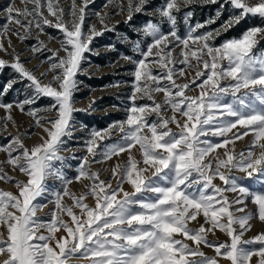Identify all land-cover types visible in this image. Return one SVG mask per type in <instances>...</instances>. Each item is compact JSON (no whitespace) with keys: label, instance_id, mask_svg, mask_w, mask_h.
Instances as JSON below:
<instances>
[{"label":"snow or ice","instance_id":"obj_1","mask_svg":"<svg viewBox=\"0 0 264 264\" xmlns=\"http://www.w3.org/2000/svg\"><path fill=\"white\" fill-rule=\"evenodd\" d=\"M21 2L23 9L14 3L5 9L7 23L0 30V51L8 53L5 40L12 48L7 35L11 32L21 42L34 38V54L51 55L43 61L49 68L39 77L25 66L14 48L8 53L13 56L11 61L0 58V73L10 67L17 74L0 96L16 83H23L28 93L14 103L0 100V109L5 110L0 135L8 132L9 122L16 126L14 108L33 118L35 127L41 129L40 142L32 147L25 145L18 128L17 134L9 132L11 139L0 146V152L7 154V160L0 161V181H14L18 190V194L0 190V227L7 232L6 236L0 232V257H4L0 264H70L73 259L88 264H219L218 257L230 264H251L253 256L258 257L257 264H264V232L244 239L253 219L264 222V26L250 27L238 37L215 43L217 37L246 18L264 21V0H223L214 17L194 26L188 23L192 12L187 11L183 20L188 27L183 35L177 19L182 7L217 4L219 0H166L155 9L159 20L147 21L142 28L151 43L142 53L145 58L134 61L136 84L126 119L88 133L87 155L80 158L75 177L84 184L80 194L69 189L73 181L65 174L67 158L61 153L72 137L74 114L94 110L95 101L88 109L76 108L74 95L81 84L77 74L85 71V53L93 51L90 45L103 31L94 25L84 30L85 10L91 0H81L79 7L72 0L67 13L71 19H66L60 0ZM149 2L128 0L127 19L144 12ZM225 5L232 14L219 27L199 32L220 19ZM105 19L100 16L102 24ZM163 25L169 26L166 31ZM46 27L62 33L59 49L49 48L40 39ZM104 30H109L106 24ZM179 46L182 59L176 60L173 52ZM60 51L65 55L60 56ZM147 57L154 58L152 63L161 69L159 74H153ZM189 70L195 75L186 76ZM49 72L53 73L52 80L45 83ZM180 78L187 82L177 83ZM193 85L199 94L189 96L186 93L195 90ZM137 93L152 104L136 105ZM158 93L164 94L160 103L155 101ZM44 98L48 105L32 107ZM153 113L156 118L149 121ZM249 132L254 134L251 145L237 153L235 142ZM33 134L37 133L23 135ZM114 135H119V140L101 143ZM124 153L127 160L122 164L119 158ZM108 161L113 164L111 177L105 181L92 165ZM5 163L26 179L10 176ZM52 179L60 181L59 189L49 184ZM112 179L116 180L115 188ZM217 179L223 186L214 183ZM245 180H251L253 186H246ZM226 193L235 196L230 199ZM65 197L73 203L66 204ZM249 198L256 206L255 213L246 211ZM45 200L54 204L48 220L37 215L47 206ZM201 216L204 223L191 227V222ZM216 230L226 234L229 241L209 240V234L215 235ZM201 246L213 248L216 256H207Z\"/></svg>","mask_w":264,"mask_h":264},{"label":"rangeland","instance_id":"obj_2","mask_svg":"<svg viewBox=\"0 0 264 264\" xmlns=\"http://www.w3.org/2000/svg\"><path fill=\"white\" fill-rule=\"evenodd\" d=\"M77 6L81 5V0H75ZM166 0H150L148 5L145 6L144 12L133 13L132 19L128 20V0H91L86 11L84 30L87 31L91 26H95L97 30L103 31V34L97 36L93 39L90 47L93 49L91 53H85L87 58L86 62L82 64V67L85 69L84 72L77 74V79L81 81L79 91L74 95V99L77 101L75 107L78 109H88L92 101L95 103L92 105L93 111H80L76 112L75 119L76 124L74 125V130L72 137L67 139L65 145L66 151L61 154L67 159L65 164L68 165L64 168L66 176L73 181L69 185L71 192L80 194L84 189V184L77 182L75 177L77 175V168L81 162L83 156L87 155L85 148V141L88 138V133L91 129H106L114 122L123 121L126 119L128 113L127 109L132 106V101L130 97L134 92V85L136 84L135 77L133 75L136 70V64L134 61L144 59L145 57L142 53L146 52L147 46L151 43V38L146 37L142 32L147 21L157 22L159 20V14L155 11L158 7L164 4ZM255 2V0H253ZM14 3L15 7L23 9L25 5L21 0H0V30L7 23V13L5 9ZM223 3V0H219L217 4H193L187 8L182 7L180 13L177 14L178 19V29L181 35L186 34L187 27L184 23L183 17L184 13L187 11L192 12V16L189 20V24L195 25L197 23L205 24L209 18L216 15L217 9L220 7V4ZM60 5L64 8L66 19H71L67 16V13L72 5V0H60ZM123 5V10H120V6ZM31 7V5H29ZM232 9L225 5L223 15L220 17L216 23L208 25L206 28L199 29V32L209 31L213 28L219 27L222 20L228 18L232 14ZM99 14V15H97ZM100 16H106L104 24L101 23ZM105 24L109 30L105 29ZM253 26H264V21H261L259 18H246L235 28L230 31L217 37L215 43L219 45L224 40L238 37L242 32ZM14 27V25H10ZM168 25H163V29L166 31ZM11 37L12 48L15 49L16 53L21 54L20 59L25 63V66L34 70L35 74L39 77L41 73L45 72L49 68V63L43 62L51 55L50 52L45 53H36L34 54L31 51V46L36 44L34 38H29L28 40L21 42L15 35L11 32L7 33ZM49 37H56L57 39H49ZM40 39L43 40L49 48L59 49L60 43L59 39H62V33L60 30L55 28H45V34L40 36ZM139 44V49L136 48V45ZM5 47L8 48V53L12 52V48L8 47L7 41L5 40ZM261 47H264V42L261 43ZM182 46L176 47L173 52V57L176 60L182 59L181 56ZM0 51V58L11 61L13 56ZM60 56H64L65 53L60 51ZM125 57H130L131 59H125ZM153 57H147L146 63L153 69V74H159L161 69L154 63ZM177 67H184V65H177ZM194 71L189 70L186 73V76H194ZM53 73L49 72L47 80L44 82L52 80ZM17 79V74L10 68L5 67L4 71L0 73V91L3 90L4 86L10 81ZM187 82L186 78H180L177 80V83ZM143 83V82H141ZM163 83H167L164 81ZM200 81H197V84ZM195 88V85H193ZM27 91L24 88L23 83H16L13 85V88L10 89L7 94L0 96V100L5 103H14L19 100L25 99ZM189 96H196L199 94V89L195 88L194 91H188L186 93ZM137 99L135 101L136 105H151L152 101L147 100V98H141L140 94L137 93ZM164 99L163 93H158L155 95V101L157 103L162 102ZM49 100L44 98L37 102L36 105L32 107L43 108L48 105ZM26 106V110H27ZM172 113L168 111L166 115L170 116ZM50 118L53 116L52 113H47ZM5 116V110L0 109V118ZM12 116L16 122L14 127L11 122L8 124V132L0 135V146L5 145L9 142L11 137L8 133L13 135L17 134V128L19 133L22 134L25 145L27 147H32L34 144L40 142L39 133L41 129L35 127L33 118L29 117L26 114H22L18 109L14 108L12 111ZM156 118L153 113L148 117L149 121ZM179 118V116H178ZM175 131V126L170 125ZM236 131V130H233ZM243 131V130H241ZM37 133L30 136H24L23 134ZM254 138V134L249 132V135L245 136L242 140H237L235 142V150L237 153L241 151H246ZM222 138H213L214 141L220 140ZM119 140V135H114L111 140H105L101 142L102 144L112 143ZM136 155L137 159H140V154L136 149L132 150ZM222 152L223 150H218ZM258 154V150H257ZM75 157V158H73ZM91 160V157H89ZM7 154L0 152V161H6ZM116 158H113V161ZM127 160V153L121 154L119 158L120 163H124ZM113 161H108L105 164H93L92 170L100 172V178L108 181L111 177V165ZM5 171L10 175L15 177L17 180H25L26 177L20 173L18 170H13L12 167L8 164H4ZM237 175H242L237 173ZM84 183H87L85 181ZM111 183L113 187H116V180L112 179ZM214 183L223 186V182L219 179L215 180ZM246 186H253L251 180H245L243 182ZM51 186H54L56 189L61 187L60 181L52 179L49 181ZM126 190H130L128 185L124 186ZM0 190L9 191L13 194H18V190L15 187L13 182L0 181ZM230 199L234 198L235 194L226 193ZM47 204L37 215L43 219H50L51 212L54 209V204L49 203L47 200L44 201ZM65 203L71 205L73 202L65 197ZM89 204H92L93 201L91 198L88 200ZM246 211L250 213H255L256 206L252 203L251 199L246 201ZM78 211V210H77ZM239 215V214H238ZM65 219H69L65 217ZM203 217H198L197 221L191 222L190 226L193 228H199L200 224H203ZM252 228L248 231L244 239H251L258 235L259 233L264 232V222H260L258 219H253L251 221ZM207 227V225H206ZM0 232H4L5 236L7 235L6 230L3 227H0ZM177 238H180L179 236ZM209 240L216 242H226L229 241V237L220 232L219 230L215 231V235L209 234ZM189 244L192 242L189 241ZM258 247V245L256 246ZM202 251L205 252L207 256L215 257L216 253L213 248H208L201 246ZM4 257H0L3 259ZM219 264H230L226 259L220 258ZM258 257L253 256L251 264H257ZM70 264H88L87 261L73 259L70 261Z\"/></svg>","mask_w":264,"mask_h":264}]
</instances>
